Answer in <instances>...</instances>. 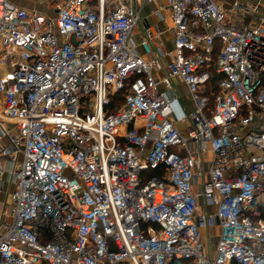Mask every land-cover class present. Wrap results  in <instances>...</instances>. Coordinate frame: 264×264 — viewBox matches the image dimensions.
Listing matches in <instances>:
<instances>
[{
    "label": "built area",
    "instance_id": "built-area-1",
    "mask_svg": "<svg viewBox=\"0 0 264 264\" xmlns=\"http://www.w3.org/2000/svg\"><path fill=\"white\" fill-rule=\"evenodd\" d=\"M146 1L0 0V264H264V14L165 0V64L132 38Z\"/></svg>",
    "mask_w": 264,
    "mask_h": 264
},
{
    "label": "crops",
    "instance_id": "crops-1",
    "mask_svg": "<svg viewBox=\"0 0 264 264\" xmlns=\"http://www.w3.org/2000/svg\"><path fill=\"white\" fill-rule=\"evenodd\" d=\"M14 1V0H13ZM234 1H239L242 4H251V3H260L259 11L255 12L251 9L249 10H239L238 13H235L232 9V3ZM21 5L29 6L28 3L23 2L22 0L14 1ZM159 2H163L164 6H159ZM220 2L226 7V9L229 12V21L235 25H244L246 23L251 22H257L259 20V15L264 14V0H220ZM150 5L151 7H161L159 9L156 8L154 10L153 14L151 15L153 23L149 26H145L143 24L142 32L139 29V24L136 25L133 31L132 38L137 44V46L140 48V51H142V48L140 46V42L143 37L146 36L147 28L151 31L150 36V42L151 45L154 48L161 47V49L166 53V56L164 57V62L167 64L171 59V51L174 49V35L172 30V19H171V11L169 10L166 1L165 0H156V1H146L143 5L147 6ZM164 9L166 12H168V16L164 13ZM139 23V22H138ZM167 23L170 25V30H167L168 26ZM176 89L178 90L182 100L187 105V107L191 108L193 107V102L191 99V95L187 89L186 84L183 82V80L175 76L173 78ZM13 188V185L8 184L6 181L3 184V190L0 191V198L1 200L9 201V197H11V190ZM211 237H213L215 240L217 239V233H218V227L211 228ZM210 229V230H211Z\"/></svg>",
    "mask_w": 264,
    "mask_h": 264
},
{
    "label": "trees",
    "instance_id": "trees-1",
    "mask_svg": "<svg viewBox=\"0 0 264 264\" xmlns=\"http://www.w3.org/2000/svg\"><path fill=\"white\" fill-rule=\"evenodd\" d=\"M221 43L219 40L216 41V45H215V50H214V59L211 63V65L208 67L210 72H211V80L208 83V89H207V93L210 96V100H209V106H213L214 102H215V94L219 91L220 87H219V79L221 78L220 73L217 72L216 69V58H217V54L219 52ZM125 100V91L120 90L118 93L111 95L110 96V101L107 104V110L109 112L115 111ZM156 173L154 170L149 171L148 175H152ZM118 264H123V263H118Z\"/></svg>",
    "mask_w": 264,
    "mask_h": 264
},
{
    "label": "rangeland",
    "instance_id": "rangeland-1",
    "mask_svg": "<svg viewBox=\"0 0 264 264\" xmlns=\"http://www.w3.org/2000/svg\"><path fill=\"white\" fill-rule=\"evenodd\" d=\"M14 1H18V0H14ZM23 2L25 3H28L29 6L31 7H35V8H38V9H43L45 7H47V4L44 3L46 0H22ZM137 7H139L140 9V19H139V29L140 31L142 32V27H143V24L145 26H149L153 23V21L155 20H152L151 18V15L153 14L154 10L159 9L161 7H151L149 4L147 6H144V7H141L139 6V4L137 3L136 5ZM159 6H164L163 2H159ZM164 13L166 14V16H168V12H166V10L164 9ZM151 23V24H150ZM167 30H170V25L167 23ZM184 134L189 137V134L188 132L185 130L184 131ZM9 201L12 202V199L11 197H9ZM205 229H203V240L206 242V249L207 251L209 252L211 250V246L214 247V244H215V239L213 237H211V231L209 232L208 231V228L206 229L207 231L204 232Z\"/></svg>",
    "mask_w": 264,
    "mask_h": 264
}]
</instances>
